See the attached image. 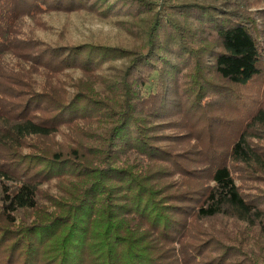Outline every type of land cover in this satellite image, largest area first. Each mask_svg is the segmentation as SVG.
<instances>
[{
	"label": "trees",
	"instance_id": "obj_1",
	"mask_svg": "<svg viewBox=\"0 0 264 264\" xmlns=\"http://www.w3.org/2000/svg\"><path fill=\"white\" fill-rule=\"evenodd\" d=\"M249 7L0 0V264H239L204 224L225 219L258 248L240 263L264 264V198L232 168L264 180ZM54 11L120 22V40L21 38L24 17Z\"/></svg>",
	"mask_w": 264,
	"mask_h": 264
},
{
	"label": "rangeland",
	"instance_id": "obj_2",
	"mask_svg": "<svg viewBox=\"0 0 264 264\" xmlns=\"http://www.w3.org/2000/svg\"><path fill=\"white\" fill-rule=\"evenodd\" d=\"M250 10L261 9L256 21L262 27L261 38L264 40V3H258V0H248ZM262 14V15H261ZM23 30L21 38L25 40H42L48 44L63 40H91L99 36H104L112 40H120V22L112 21L111 19H101L93 14L86 11H54L44 14H35L33 17L23 18ZM122 25L126 28L127 23L123 22ZM127 29V28H126ZM124 32V30L122 31ZM40 42V41H38ZM9 61V60H7ZM249 92L252 98L257 96L258 104L264 103V81L259 79L250 86ZM226 116H235L233 109H224ZM264 142V141H263ZM231 166V165H230ZM234 177L237 183L241 187V190L247 193V196L252 197L259 195L264 198V180L257 181L253 175H248L246 170H239L232 166ZM54 186H51L49 190L53 191ZM216 220H208L204 224L211 229V234L219 236L220 240L226 242L229 247L230 253L228 256L232 258V263L240 260H246L244 257L248 254V251L258 249L255 244L249 243L247 245V235L244 226L234 220H227L222 223L219 220L216 224L213 223ZM202 225V223L200 224ZM196 226L191 231V236H196V230L200 227ZM239 226H241L239 228ZM208 258L216 254L215 249L208 250ZM264 253V249L263 252ZM260 253V254H261ZM215 255V256H216ZM220 264V262L218 263Z\"/></svg>",
	"mask_w": 264,
	"mask_h": 264
}]
</instances>
